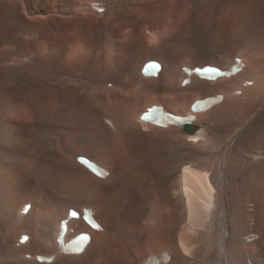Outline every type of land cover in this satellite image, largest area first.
Here are the masks:
<instances>
[{"label":"bare ground","instance_id":"6f19581e","mask_svg":"<svg viewBox=\"0 0 264 264\" xmlns=\"http://www.w3.org/2000/svg\"><path fill=\"white\" fill-rule=\"evenodd\" d=\"M210 1L175 0L170 4L189 8L188 14L193 17L189 24L199 32L195 35L205 40L203 44H196L184 32L153 30L148 46H141L143 39L134 35L132 53L121 62L118 59L113 67L101 55L95 57L94 71H105L110 76L104 86L101 80L98 93L89 91L87 97H81L80 105L89 108L81 119L89 129L95 127L96 134L86 132L83 137L70 138L83 147L74 161L64 157L60 149L63 137L57 124L80 109L76 107L78 97L72 92L79 86L75 77H70L72 83L66 90L72 101L64 102L66 107L62 102L61 109L57 104L48 115L30 94L17 97L15 90L12 93L7 89L0 94V180L5 179L7 189L19 191L23 201L14 216L2 206L0 195V264H264V162H259L264 160V148L256 145V141H263L258 132L264 128V20L258 19L264 17V0H233L225 11ZM0 2L16 12L18 4L25 7L29 0ZM37 2L40 7L39 3L45 6L47 0ZM144 4L138 6L151 13V6ZM100 7L94 5L95 9ZM108 11L105 18L114 16L115 11ZM20 17L26 27H33L32 21ZM129 25L141 29L147 22L133 20ZM158 26L155 21L152 29ZM139 47L150 53L137 60L133 49ZM51 52L46 53L48 59ZM150 61L162 65L157 77L142 74L143 66ZM235 65L240 72L215 81L184 71L205 66L226 71ZM188 76L191 82L183 87ZM173 83L179 89L158 97L159 93L144 109L135 112L137 123L129 122L124 111L133 98L165 92ZM132 86L139 91L131 92ZM218 94L223 100L211 109L198 113L191 110L196 101ZM153 106H162L164 111L182 118L194 114V131L187 132L177 125L162 128L141 120ZM94 109L105 112L97 119ZM16 115L19 119L28 116L25 120L34 123L35 128L22 125ZM251 133L256 138L249 141ZM48 135L53 139L47 143ZM42 140H46L45 146ZM246 140L256 142L257 148ZM82 149H95L96 155L90 156ZM78 157L91 159L109 175H94L78 162ZM153 167L160 177L157 184L152 183ZM31 176L34 179L30 180ZM135 177L147 183L142 185L144 189L134 182ZM41 194L45 195L42 202ZM68 201L75 205L64 206ZM29 204L31 209L25 214ZM85 208L95 212L101 230L91 229L82 218L69 220L66 242L84 232L90 233L92 240L80 255L62 253L58 242L61 222L68 219L71 209L83 214ZM36 212L44 214L34 218ZM140 222L144 226L140 227ZM23 235L30 236L24 244L20 243ZM116 246L122 247L121 252ZM138 246H146L145 253ZM163 253L169 258L164 259ZM38 256L54 260L40 263Z\"/></svg>","mask_w":264,"mask_h":264},{"label":"rangeland","instance_id":"374dc122","mask_svg":"<svg viewBox=\"0 0 264 264\" xmlns=\"http://www.w3.org/2000/svg\"><path fill=\"white\" fill-rule=\"evenodd\" d=\"M11 1H15V0H11ZM193 1H196V0H193ZM232 1L233 0H211L210 3H217L219 5V10L225 11L226 9L230 7ZM40 2L42 3V1ZM141 2H144L147 5L146 6L144 4L143 6L145 7L151 6L150 8L152 12L150 13L149 12L150 10L148 11L146 8L139 7L138 4ZM148 2L149 0H97V1L96 0L95 1L94 0H47V3L45 4V6L39 3L40 4V7H39V5L37 4L38 3L37 0L36 1L29 0V2L26 3L25 7L23 6L24 8L22 7V4H18L19 8L16 9V12L13 10H8L6 6L3 5L5 7L4 8L2 4H0V7L2 6L0 8V41L2 42V44L0 42V75L2 76V77L0 76L1 77L0 78V94H3L6 91V89L7 91L8 90L11 91L12 93L15 90L16 92H14V94L17 97L19 95L24 96L26 95V93L30 94L31 96L30 95L29 96L33 97L36 100L37 107L45 115H48L50 110L53 107H57L59 105L58 106L59 108L60 107L63 108V106L66 107L64 102L72 101L73 97L71 98V96H68V94H66V90L68 91L70 87L69 84L72 83L71 82L72 80L70 79V77L71 78L75 77V79H77L76 82L79 83V86L72 88L73 89L72 92L74 93L76 97H78L77 99L78 101L76 103H79V104H77L76 107H78L79 105L80 109L77 108L78 109V110L76 109L77 111L76 110L73 111L72 113V115L74 114L73 117L72 115L69 116L71 119H69V117L67 116L64 123L62 122L60 124H57V130L63 137V143L60 149L62 153L64 154V157H66L70 161H74L76 154L80 153L81 148H83L81 144L79 145L80 146L79 147L78 145L72 143L73 137H77V136L79 137L80 135L83 137L84 133L85 135L87 134L86 132H90L93 135L94 133L96 134V132L94 131L95 127H92L89 129L87 125L85 126V120L81 119L82 118L81 114L84 112V110H86L85 111V114H86L89 108L87 109L83 104H82L83 106L80 105V101L82 100L81 97L82 98L87 97V94L89 93V91L92 93H96V92L98 93L99 89L102 88L101 80L103 81V86H104L106 83L105 79H108L110 76V74L105 73V71H101V72L94 71L95 70L94 62H95V57L97 55H101L103 58V61L106 62L107 64L109 63V65L113 67L114 63L117 62L118 59H119L118 61H120V59L121 61L125 60L132 53L130 50L131 48L130 46H136L132 42L134 35L139 36L141 39H143L142 40L143 45L141 46H145V45L148 46L149 43L151 42L150 39L153 36L152 35L153 30H161L165 32L167 31L168 33L184 32L185 34L191 35L192 40L196 44L205 43V40L203 38L195 35L196 33H199V32L196 31L192 27L191 24H189L190 18H193V17L188 14L190 11L188 7L178 6L174 8L170 6V4L174 3L175 0H169L166 3H162L161 0L159 1L152 0V2L150 0L151 2L150 4ZM95 4H100L101 8H103L104 11L102 13L97 12L96 9L94 8ZM204 4H207V2L204 1ZM132 8H134V10H131ZM108 10L115 11L113 13L114 16L105 18V14L107 13ZM20 16H23L24 19L27 18L26 21H29V22L32 21L31 23H33V27H26L24 24L25 21H23L22 17ZM258 19L263 21L264 17H258ZM133 20H136L138 23H140L141 21L147 22V26L141 29L140 28L138 29V27L136 26V28L134 27L135 28L134 29L133 27L129 25V23ZM155 21H158L159 26L157 29H152L154 28L153 23H155ZM9 33L12 34L13 36L12 35L10 36ZM19 39H21L25 43L23 45H20L21 43L17 41ZM60 46H63V47H60ZM47 50L50 52L52 51L50 53L51 60L46 57L48 54ZM149 53L150 52L146 48L143 49L139 47V48L133 49V55L135 56L136 59L137 57L138 59H140L142 56L145 57ZM54 61L55 62L57 61V62L55 63ZM35 64H37V66L39 67L38 68L34 67ZM52 64H55V65L53 66ZM59 67L60 69H58ZM44 69H46L47 71ZM50 71H51V74L53 73V75L50 74ZM25 80L26 82L27 81L28 82L30 81V82L26 84ZM97 82L98 84L99 83L100 84L98 85ZM92 84L93 85L95 84L96 86L95 85L93 86ZM110 84L113 85V83H110ZM111 85L109 89H113ZM130 88L129 90L130 91L132 90L133 93H136L140 89L137 87L134 88L133 86ZM177 89H179L178 86H176L173 83L171 87H169L165 92H158V94H155L154 92L150 94L143 93L140 96H138L140 98L138 97L133 98V100L131 101V104L128 106V110L126 112L124 111L125 116L127 115L126 118L128 117L129 122L137 123L138 120L136 119V116L138 113H135L137 112V110L144 109L145 105L147 106L151 102L150 100L157 97L156 95H159V93L160 95L158 97L165 95V93L167 94L174 93ZM172 90H174V92ZM26 91H28L29 93ZM53 91L56 93H53ZM239 93L241 92H238V95H240ZM146 94H148L149 96H147ZM150 95H153V96H150ZM114 99L117 100L118 98H114ZM62 102L64 105L62 104ZM69 106H73V104L72 105L69 104ZM81 108H83V110ZM186 108L188 109V105L186 106ZM94 111L95 113L94 112L93 113L95 114L96 118L101 117L99 116V114H102L105 112V111L103 112V110L101 109H94ZM15 118L16 119L18 118L17 121L19 122L22 121V123L20 122L22 125H25L29 128H35L34 123L28 120L27 121L25 120L28 118V116L22 119H19V116ZM203 118L204 117H201L198 120V122H201L200 120H202ZM206 120H209V118ZM214 122L215 121H212V123ZM102 123L104 125L106 124L105 121ZM263 131H264V128L260 132L258 131L257 132H258V135L261 134V136L263 137L262 140L264 141ZM257 132L253 134H255L258 137V135L256 134ZM48 136L50 137L46 139L47 143L49 142V140L52 141L53 139L51 135H48ZM248 137L250 138V139L248 138L249 141H251L252 137H255V136L252 135L251 133V135ZM70 138L72 140H70ZM46 140L41 141L43 143L42 145L45 146V144H47ZM246 141H244L245 145L247 143L252 144V146H254L252 147L253 149L255 147L257 148L256 145L263 146L264 148L263 141H262L263 144L261 142L259 144L258 141H256L258 143L257 144L255 142L256 145H254L255 143H251L249 141L246 143ZM76 148H79L80 150ZM82 151L83 153L87 152L86 154L90 153L89 154L90 156H93L94 154L96 155L95 149L88 150V151L86 149H82ZM46 159H48V157ZM259 162H264V160H261V161L259 160ZM156 169L155 167H153V170H154V173H153L154 176L152 179L153 184L159 183L158 181L160 180V177L158 176ZM16 175L13 176V179L16 178ZM29 178L30 180L34 179L32 176ZM5 182H6L5 179L0 180V195L2 197V206L5 207V209L11 212L14 216H17L18 210L22 206V203H23V201H21L20 199L21 193H19V191L14 190V189L13 190L7 189ZM134 182L137 185L139 184L140 187L139 186L138 187L141 189L142 188L144 189L143 186L145 184L147 185V183L143 182L141 178L135 177ZM39 199L40 201L41 200L44 201L45 195L41 194L39 196ZM66 203L64 206L70 205L71 203H72L71 205L73 206L75 205V202L68 201ZM43 214L44 212L40 214L36 212L34 214V218H38V217L40 218L41 217L40 215H43ZM142 224L144 226V223L140 222V227H142ZM53 225H54V222H53ZM1 231H0V234H1ZM132 231H133V228H132ZM116 247H119L118 252H121L120 249L122 247L120 246H116ZM137 248L138 249L140 248V251L142 253H145L146 251V246H143V247L138 246ZM137 248L135 249L137 250ZM135 249L133 252V258H136L138 255V254H135L136 252ZM92 253L93 251L90 252L89 256Z\"/></svg>","mask_w":264,"mask_h":264},{"label":"water","instance_id":"95a60500","mask_svg":"<svg viewBox=\"0 0 264 264\" xmlns=\"http://www.w3.org/2000/svg\"><path fill=\"white\" fill-rule=\"evenodd\" d=\"M212 100H209L208 102H211ZM195 119V117H185L177 119L179 123L183 126V129L187 132H193L194 126L192 124V121Z\"/></svg>","mask_w":264,"mask_h":264}]
</instances>
